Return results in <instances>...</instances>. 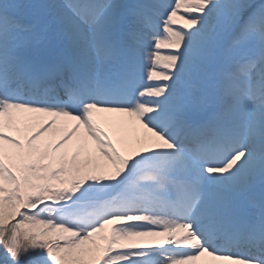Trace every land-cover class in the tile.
Returning <instances> with one entry per match:
<instances>
[{"label":"snow or ice","instance_id":"6c2138e0","mask_svg":"<svg viewBox=\"0 0 264 264\" xmlns=\"http://www.w3.org/2000/svg\"><path fill=\"white\" fill-rule=\"evenodd\" d=\"M0 264H264V0H0Z\"/></svg>","mask_w":264,"mask_h":264}]
</instances>
